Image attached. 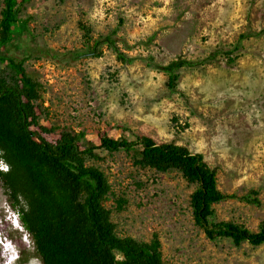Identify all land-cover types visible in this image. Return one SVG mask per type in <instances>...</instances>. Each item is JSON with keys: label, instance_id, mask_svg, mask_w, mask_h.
<instances>
[{"label": "rangeland", "instance_id": "1", "mask_svg": "<svg viewBox=\"0 0 264 264\" xmlns=\"http://www.w3.org/2000/svg\"><path fill=\"white\" fill-rule=\"evenodd\" d=\"M17 19L22 25L0 44V56L23 66L45 124L72 134L147 136L201 154L222 192L258 200L219 203L216 220L259 231L264 0H28ZM173 61L185 65L170 92L160 67ZM85 165L107 178L104 206L117 234L139 242L156 234L165 264H264V245L211 241L194 225V188L178 173L140 168L123 151L97 150ZM13 252L12 264H41L0 182V264Z\"/></svg>", "mask_w": 264, "mask_h": 264}, {"label": "trees", "instance_id": "2", "mask_svg": "<svg viewBox=\"0 0 264 264\" xmlns=\"http://www.w3.org/2000/svg\"><path fill=\"white\" fill-rule=\"evenodd\" d=\"M28 0H2L0 44L12 38L21 22L19 9ZM184 62L160 69L167 88L176 90ZM133 152L140 168L159 173L176 172L194 189L189 197L194 225L211 241L229 240L264 245V224L253 233L241 225L218 222L214 206L238 198L218 188L217 169L187 148L156 143L147 136L134 140L72 134L44 123L33 83L20 63L0 56V182L8 202L33 243L41 264H165L156 234L149 242L119 236L104 203L110 195L105 174L85 165L95 151Z\"/></svg>", "mask_w": 264, "mask_h": 264}, {"label": "clouds", "instance_id": "3", "mask_svg": "<svg viewBox=\"0 0 264 264\" xmlns=\"http://www.w3.org/2000/svg\"><path fill=\"white\" fill-rule=\"evenodd\" d=\"M165 3H167V0H165ZM160 11H163V9H160ZM148 21L151 22V23H154V21H151V17L148 18ZM3 166L0 165V168H2ZM6 170V169H4ZM13 223H15V219L13 218ZM10 248V245H5V249L8 250ZM16 257H15V252L12 253L11 256L8 257L7 261H6V264H12V260H14Z\"/></svg>", "mask_w": 264, "mask_h": 264}]
</instances>
